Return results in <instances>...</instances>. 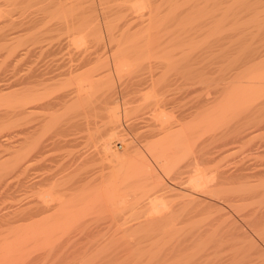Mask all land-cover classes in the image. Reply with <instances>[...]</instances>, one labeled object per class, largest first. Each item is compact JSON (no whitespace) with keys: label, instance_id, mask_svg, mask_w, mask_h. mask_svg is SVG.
Returning a JSON list of instances; mask_svg holds the SVG:
<instances>
[{"label":"rangeland","instance_id":"1","mask_svg":"<svg viewBox=\"0 0 264 264\" xmlns=\"http://www.w3.org/2000/svg\"><path fill=\"white\" fill-rule=\"evenodd\" d=\"M84 56L92 63L83 71L99 63L102 73L113 74L109 86L124 92L123 103L135 97L147 104L153 97L142 95L159 90L166 125L178 124L186 143L161 167L136 136L153 126L144 120L132 130L138 111L126 117L121 108V122L134 141L131 150L137 146L146 164L155 165L144 172L148 187L145 192L132 187L123 211L103 207L69 222V231L46 238L28 230L17 212L19 75L36 61L61 62L64 69ZM0 72V264H264V0H0ZM133 77L146 81L141 94ZM113 146L123 152L117 138ZM154 175L168 194L179 192L181 200L197 203L176 220L177 228L165 231V222L141 219L149 211L148 195L159 188ZM199 176L206 178L203 186L191 183Z\"/></svg>","mask_w":264,"mask_h":264},{"label":"bare ground","instance_id":"2","mask_svg":"<svg viewBox=\"0 0 264 264\" xmlns=\"http://www.w3.org/2000/svg\"><path fill=\"white\" fill-rule=\"evenodd\" d=\"M32 46L34 45L32 44ZM14 49L17 50L16 48ZM90 49L91 48H89L88 50L90 51ZM135 53H138V51L136 52L135 50ZM91 56L90 58H92ZM90 58L85 57L80 61H78L77 64L74 63V65H70V66L67 65L68 66L67 68L64 67V69L66 68L65 70L62 68L64 65L60 64L61 62L59 64L58 62H56V64H54L55 62L45 63L47 61L45 62L36 61L35 63L31 62L34 63L35 66L33 68L31 67V69L29 70L23 69L25 72H23L22 75L18 74L20 77L17 76L19 77L18 80L19 93L17 94H20L19 111L22 119V125H21L22 128L21 130L19 129L21 135L20 137L21 147L19 146V149H21L22 154H20V156L22 158L20 159V163L18 164L20 165L19 173L21 179L20 178L19 179L21 180V192H20L21 195L18 203L19 211L17 212H18L19 221H21L23 225L28 226L29 227L28 230H30L33 234L45 236L46 238L48 236L69 231L70 227L67 226V224H70L69 222L73 221L75 218L80 217L81 219L82 216L84 217L86 214L96 213L99 210L100 211L98 213H100L103 207H107V208L111 207V209L118 212L120 210L123 211L124 210L123 208L128 203V201L126 200L127 194L132 189V187H136L137 191L139 189H142L144 192L146 190L144 188L148 187L145 186L146 184L145 182H147L148 180L147 181L145 180L146 176L144 172L145 169L148 168L149 170L150 166L155 167V165L150 164L149 166L146 164L148 163V160L147 161L145 160L147 159L145 158L146 155L144 156L142 153H140V151H138L139 149L138 150L136 149L137 146L134 147V150H131L134 141L132 140L133 143L129 141L131 136H127L126 133L127 131H125V127H123V124L121 122V108H123L125 116L126 115L129 116V114H131L132 111L135 113H137L135 110L138 111V113L135 115L136 116L135 120H133V122L130 125V127H133L132 130H136L137 128H139L140 121H144V120L149 121L148 126L151 125L153 126L152 128H149V130L147 129L146 132H141V133L138 132L136 136L138 137L139 141L143 143V145L148 150V152L154 156V159L156 160L153 159V161H157L158 163H160L161 167L169 166L170 163L172 162V158H170L168 154L170 153L176 155V151L178 150L177 153L179 152L180 149L179 147L180 146L184 147L182 145L183 143L184 144L186 143L184 142L186 141L185 139L186 134L184 135L182 133L181 128L180 129L178 128L179 125L177 123L176 124L178 126L175 125V127L177 126V128H175L174 125L172 124L173 120L170 121L171 125H166V121H165L166 119H164L166 114L165 113L161 114L162 111L161 107L164 104V100L162 97H160L161 93H159V90H157L154 93V96L153 95L149 96L147 92H146L147 93L146 96L145 94L142 95L143 98L153 97L154 99V100L151 99V101H149L150 99L149 100L146 99L148 102H150V103L147 102V104L145 103L148 106V110L145 109L147 108V106L143 103L144 101H142L143 100L142 98H141L142 100L139 98L143 103V105L142 103H140L142 106L141 105L136 106V104L134 105V103L140 102V100L138 101L135 99V97H129V96H127L129 98L124 99L125 101L123 103L120 101V99L122 98L123 100V98L125 97L124 92L123 91L120 92L121 94L119 92L117 93V90L111 86L114 78H112V76L110 75L113 74L102 73L100 71L101 66L99 65V63L98 65L94 66L93 69L89 70L87 67L88 70L86 71L82 70L84 67L89 66V64L92 63L91 62L92 60ZM125 58L127 59L128 57ZM135 58L137 59V56ZM70 59H72V56H70ZM53 60L55 61L56 59ZM64 60H62V62ZM56 61H58V59ZM59 61L61 60L59 59ZM130 61L131 59L126 63L132 64ZM68 62H70V60ZM23 63L25 64V60ZM4 64L6 65L7 63ZM24 67H26V64L25 66H22V68ZM28 67L29 66H27V68ZM132 67H135V65L131 66V68ZM106 72L108 73V70ZM74 73L76 74L73 75ZM64 75L70 76L69 78H67L68 80H64L63 78H61ZM151 75L153 76V73H151ZM124 76L125 75H123L122 78ZM144 82L146 81L144 80L141 81L140 79L133 82L137 92L141 91L140 86ZM153 82L155 83V80ZM110 83L111 85L109 86ZM104 85H106L107 87ZM141 88L143 90L142 86ZM177 90L178 89H176V91ZM172 92H173V87H172ZM119 102L123 103V107H121ZM139 106L142 107V109L147 112L145 113L143 110L140 111L141 108L140 110H138ZM159 110L160 112H158ZM104 111H106V113ZM162 112H164V110ZM170 115L173 116L172 114L168 113V116ZM167 118L172 119L169 117ZM177 120L176 122L179 121ZM155 126L156 128H154ZM102 127L105 128L103 131H102ZM116 138L122 142L123 152H120L118 150L117 151L113 150L114 149L113 143L116 140ZM30 143L31 145H33V147L28 146V144L30 145ZM159 143L164 144V146L158 147V145H160ZM151 158L149 160H151ZM206 160L208 161V159ZM162 169L164 170V168ZM153 173L154 171H152V173L150 172V174ZM176 177H178V175ZM151 178H153V176ZM154 179H155L154 183L159 188L156 189L157 191H155V193H153L152 195L151 194L148 195V197L150 196V200L148 203L149 211L145 216H143V218H141V216L139 215L140 216L139 218L144 219L143 223H151L155 225L156 223L161 221L165 222L163 227H167V229H165V231H167L177 226V224H175L176 220H179L182 215L184 218L185 215L190 214V212L192 211L191 209L193 208V206H196L195 204L197 203L195 202V199H192L190 197L185 200H181L182 195L179 196L178 194L179 192L176 193L174 190H173L175 192L174 194H168L169 190L162 187V185L160 184L162 178L161 181L159 178H157V176ZM204 179H206L204 178V176H199L195 178V182L191 181L192 179L189 181H191L192 184L195 183L196 186H203ZM192 188H194V186ZM179 190L181 191L182 189ZM145 205H147V203ZM126 208H128V206ZM127 213H130V211L129 212L127 211ZM124 216L126 217V215ZM131 220L132 219H130V221ZM137 220L138 222L140 221L139 219ZM137 220L135 222H137ZM127 223L128 222L126 221V224ZM70 225H72V222ZM134 225L136 224H133V226ZM95 226L97 227V225ZM179 228L180 227H178V229ZM182 228L185 227L182 226ZM89 231L87 233H89ZM178 231L176 232L178 233ZM97 232L99 231L97 230Z\"/></svg>","mask_w":264,"mask_h":264}]
</instances>
